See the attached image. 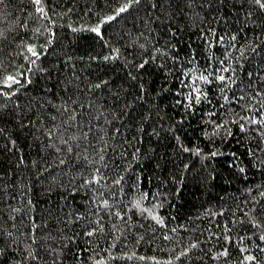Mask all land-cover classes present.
<instances>
[{
    "label": "trees",
    "instance_id": "obj_1",
    "mask_svg": "<svg viewBox=\"0 0 264 264\" xmlns=\"http://www.w3.org/2000/svg\"><path fill=\"white\" fill-rule=\"evenodd\" d=\"M0 264H264V8L3 0Z\"/></svg>",
    "mask_w": 264,
    "mask_h": 264
},
{
    "label": "snow or ice",
    "instance_id": "obj_2",
    "mask_svg": "<svg viewBox=\"0 0 264 264\" xmlns=\"http://www.w3.org/2000/svg\"><path fill=\"white\" fill-rule=\"evenodd\" d=\"M2 2H3V0H0V3H2ZM137 2H138V0H137ZM255 2L258 5H260L261 8H264V2H262V0H255ZM33 3L36 4V5H40L41 4V0H33ZM125 10H126V8H121L120 9L121 12H123ZM37 11L43 12L44 9L42 7H39L37 9ZM93 31H96L97 33H99V29L98 28L97 29H93ZM28 51H30L33 55H37L36 51L33 48H29ZM141 67H143V65H141ZM220 79L223 80V77L221 76ZM8 82H10V83H8ZM11 83H18V81H16L14 77L9 76V77H7L6 86H9L10 87L11 86ZM198 91L199 90H197V93H198ZM196 101L199 102V94H197V96H196ZM248 259L249 260H252L253 257H248Z\"/></svg>",
    "mask_w": 264,
    "mask_h": 264
}]
</instances>
